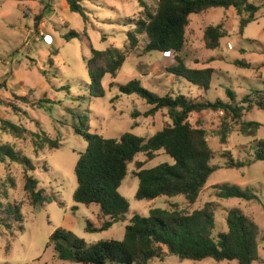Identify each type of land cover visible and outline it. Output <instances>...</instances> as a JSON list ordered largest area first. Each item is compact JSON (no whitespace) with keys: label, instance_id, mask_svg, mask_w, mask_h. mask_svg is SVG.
Masks as SVG:
<instances>
[{"label":"rangeland","instance_id":"rangeland-1","mask_svg":"<svg viewBox=\"0 0 264 264\" xmlns=\"http://www.w3.org/2000/svg\"><path fill=\"white\" fill-rule=\"evenodd\" d=\"M143 1L152 8L156 5L154 0ZM250 2L260 9L256 21L249 23L243 32L234 7H212L190 16L181 56L189 67L215 70L212 87L207 92L168 72L166 68L176 64L174 54L148 52V37L143 35L138 47L130 50L118 76L106 75L103 79L105 96H95L88 69L92 47L125 49L127 32L134 27L128 22L142 17L144 8L139 0H80L87 20L71 11L66 0H0V84L5 82V86L0 85V119L11 120L28 130L18 136L3 129L0 121V142L29 156L35 167L34 171L26 172L23 165L10 159L0 161V264H83L59 259L53 245H48L55 229H69L89 243L121 240L134 214L148 216L152 208H169L171 204L192 212L207 202L216 204L215 235L227 230V215L233 208L255 220L260 227L261 243L260 260L254 264H264V161L242 168L228 167L232 157L234 160L249 158L257 141L264 139V109L257 105L258 96L264 97V94L256 92H264V5L262 0ZM218 24L224 25L227 35L219 48L207 49L205 30ZM72 30L81 36L68 40L66 36ZM240 60L249 63V67L238 65ZM132 79L141 80L145 88L159 95L171 92L228 101L230 89L235 93L236 102H242L247 95L251 102L244 103L246 108L241 120L226 118L224 112L210 109L189 115L193 126L207 131L208 142L216 153L212 163L220 167L211 175L195 203H189L182 195L137 199L136 161L147 160L146 154L140 153L129 165V173L120 187L131 204L130 211L110 229L91 232L87 230L88 220H93V225L99 228L107 219L100 215L99 206H87L73 199L78 184L75 166L80 153L88 147L85 138L73 129V123L79 119L76 115L89 117L91 131L105 137H119L125 132L148 137L171 122L167 109L146 116L145 112L151 107L146 100L120 91L119 85ZM20 96H27L30 103H25ZM42 99L49 101L34 105ZM244 120L258 121L262 126L255 135H247L241 131ZM44 136L55 140L57 149L40 141ZM162 162L173 163L174 160L164 151H158V156L145 167ZM27 175L36 178L38 188L57 201L35 206L25 189ZM225 182L242 189L255 188L258 198H220L215 186ZM8 203L11 207H21L22 221L7 211ZM165 252L162 259L154 258L148 264H238L237 261L217 262L212 258L182 260L166 248Z\"/></svg>","mask_w":264,"mask_h":264},{"label":"trees","instance_id":"trees-1","mask_svg":"<svg viewBox=\"0 0 264 264\" xmlns=\"http://www.w3.org/2000/svg\"><path fill=\"white\" fill-rule=\"evenodd\" d=\"M66 1L71 11L80 13L87 20L88 16L80 0ZM154 1L156 5L152 8L143 0H139L140 6L144 8L142 17L128 22L133 23L134 27L127 32L128 46L125 49L111 46L105 50H97L92 47L88 69L90 86L93 92H96L95 96H105L103 79L106 75L113 78L118 76L130 50L138 47L140 36L143 35L148 37V52L174 54L176 64L168 66V72L186 79L201 90L208 91L215 70L211 67H189L181 56L190 16L212 7H234L240 17V31L243 32L249 23L256 21V13L260 9V6L250 0ZM262 3L264 5V0ZM36 26L38 27V23ZM226 33L223 24L208 26L204 33L207 49L219 48ZM79 36V32L72 30L66 37L70 40ZM237 64L249 67V63L245 61H237ZM0 85L5 86V82ZM119 88L122 93L139 95L151 105L145 112L146 116L167 109L171 122H167L161 130L148 137L133 132H125L119 137H105L91 131L89 117L76 115L79 119L73 123V129L76 134L85 138L88 147L80 153L75 166L78 184L73 199L87 206H99L100 215L107 219L99 228L93 225V220H88L87 230L91 232L110 229L130 211L131 204L120 192V187L129 173V165L140 153L146 154L147 160L136 161L138 171L135 175L139 178L137 199L153 200L160 196L182 195L189 203H195L211 175L220 167L212 163L216 153L208 142L207 131L193 126L189 122V115L210 109L224 112L226 118L241 120L246 108L244 103L251 102L250 95L243 97L242 102H236L235 93L230 89L228 101L222 98L211 101L203 96L193 98L171 92L159 95L145 88L139 79H132L119 85ZM256 92L264 94L261 90ZM258 97L257 105L264 109V97ZM20 99L30 103L27 96H20ZM48 101L38 100L34 105ZM0 121L3 129L15 135L21 136L28 132L25 127L11 120ZM261 126L258 121L244 120L241 123V131L247 135H255ZM34 135L39 136L38 133ZM40 138V141L47 142L57 149L55 140L48 136ZM222 139L225 140V134ZM158 151H164L174 162L145 167L147 162L158 156ZM6 159L23 165L26 172L35 170L29 156L10 144L0 142V161ZM257 161H264V139L257 141L254 153L250 154L249 158L234 160L232 157L228 167L242 168ZM215 187L218 189L217 195L223 199L258 198L255 188L252 187L242 189L237 184L227 182ZM25 189L35 206L57 201L55 197L45 195V190L38 188V180L33 176L27 175ZM59 204L64 205L61 201ZM7 206V211L14 214L18 221H22L21 207H11L9 203ZM215 212L214 202H207L204 207L192 212L180 208L177 204H171L169 208H152L148 216L134 214L121 240L106 239L89 243L73 231L58 227L51 234L48 245H53L59 259L83 264H148L154 258L162 259L166 254L165 248L182 260L201 261L212 258L217 262L237 261L238 264H254L259 261L260 227L255 220L241 210L233 208L227 215V230L215 235ZM6 226L10 227V224L7 223Z\"/></svg>","mask_w":264,"mask_h":264},{"label":"crops","instance_id":"crops-1","mask_svg":"<svg viewBox=\"0 0 264 264\" xmlns=\"http://www.w3.org/2000/svg\"><path fill=\"white\" fill-rule=\"evenodd\" d=\"M213 82V81H212ZM211 87H212V84H211ZM207 92V91H206ZM202 96V95H201ZM204 97V96H203ZM206 98V97H205Z\"/></svg>","mask_w":264,"mask_h":264}]
</instances>
